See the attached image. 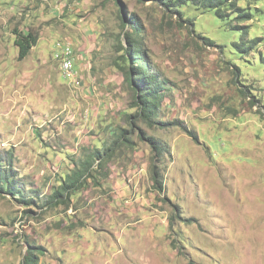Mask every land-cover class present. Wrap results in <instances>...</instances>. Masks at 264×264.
Here are the masks:
<instances>
[{
  "label": "rangeland",
  "instance_id": "rangeland-1",
  "mask_svg": "<svg viewBox=\"0 0 264 264\" xmlns=\"http://www.w3.org/2000/svg\"><path fill=\"white\" fill-rule=\"evenodd\" d=\"M238 5L260 38L250 50L234 46V20L192 5L0 0V150L26 192L0 194V264H264V0ZM14 29L38 35L23 59ZM126 34L162 85L151 126L130 123ZM122 130L133 147L45 202Z\"/></svg>",
  "mask_w": 264,
  "mask_h": 264
},
{
  "label": "trees",
  "instance_id": "trees-1",
  "mask_svg": "<svg viewBox=\"0 0 264 264\" xmlns=\"http://www.w3.org/2000/svg\"><path fill=\"white\" fill-rule=\"evenodd\" d=\"M146 1V0H139ZM162 2L166 6H183L192 5L196 8L200 7L206 11H214L215 16L219 19L234 20L236 23H229L230 29L240 32V41L234 42V46L240 50H250L260 38L248 39V32L250 29L249 23H243L252 19V13L249 7H241L238 5L240 0H156ZM258 1V0H256ZM232 16V17H231ZM135 23L134 21H131ZM133 29L137 30L135 26ZM14 44L17 47L18 59H23L27 56L30 49L36 44L38 35L31 30L26 32L14 29ZM127 47L121 43L120 50L125 51L122 55L124 59L131 62L128 68L119 66L127 86L132 93L130 107L135 108V113L129 117L135 120H131L130 123L135 121H142L148 125H152L155 116L159 112V100L161 98L162 85L159 82L154 72H151L148 67V62L145 59L143 51L139 48L135 35H125ZM128 131L122 130L118 136L112 140L109 146L103 148H94L88 156L81 161V164L73 170L70 174H67L56 190L49 195V199L46 203L63 202V199L67 196V193L79 190L85 184V181L93 177L91 168L95 162H97L98 168H103L104 165L113 157L115 150L119 147L122 141L128 143L133 147V141L127 136ZM129 146V147H130ZM156 156H161L167 152L165 147L161 144L153 146ZM153 171L151 179L153 186L159 192L163 191V178L158 173L156 167L153 165ZM17 170L14 167V154L10 149L0 150V194H10L12 197L25 196L26 192L23 189L22 183L19 182L17 177ZM23 198V197H21ZM24 200V199H23ZM33 200L29 198L27 200ZM22 264H37V259L34 255H27Z\"/></svg>",
  "mask_w": 264,
  "mask_h": 264
},
{
  "label": "bare ground",
  "instance_id": "bare-ground-1",
  "mask_svg": "<svg viewBox=\"0 0 264 264\" xmlns=\"http://www.w3.org/2000/svg\"><path fill=\"white\" fill-rule=\"evenodd\" d=\"M64 57H63V60H61L62 61V69L64 70L65 75L73 76L72 61L69 57H65V58ZM78 83H79V81L77 82V84Z\"/></svg>",
  "mask_w": 264,
  "mask_h": 264
}]
</instances>
